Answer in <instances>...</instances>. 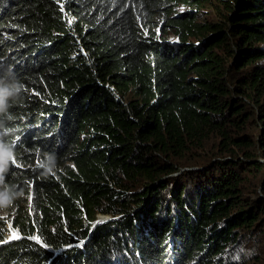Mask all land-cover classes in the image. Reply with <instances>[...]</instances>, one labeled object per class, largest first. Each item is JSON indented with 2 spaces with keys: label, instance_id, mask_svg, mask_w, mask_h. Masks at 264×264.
Segmentation results:
<instances>
[{
  "label": "trees",
  "instance_id": "1",
  "mask_svg": "<svg viewBox=\"0 0 264 264\" xmlns=\"http://www.w3.org/2000/svg\"><path fill=\"white\" fill-rule=\"evenodd\" d=\"M17 82L0 264H264V0H0Z\"/></svg>",
  "mask_w": 264,
  "mask_h": 264
},
{
  "label": "clouds",
  "instance_id": "2",
  "mask_svg": "<svg viewBox=\"0 0 264 264\" xmlns=\"http://www.w3.org/2000/svg\"><path fill=\"white\" fill-rule=\"evenodd\" d=\"M23 89V85L19 84V82H17V86L15 87V90L11 89V88H4V87H0V114H3L7 111L8 107H9V100L13 99L14 97H17L20 93V91H22ZM4 130L2 128H0V132H3ZM4 155H8L11 156V151L6 150L4 148H0V158H2ZM5 169L2 167V165H0V182L3 181L4 176H3V171ZM14 197H8V196H3L0 195V208H4L7 207L10 203L11 200ZM102 217L101 219H98L96 221V223H99L101 221H105L106 217L100 216ZM16 238H12V239H8L7 241L13 240ZM5 241V242H7ZM54 254H57V252H55Z\"/></svg>",
  "mask_w": 264,
  "mask_h": 264
},
{
  "label": "rangeland",
  "instance_id": "3",
  "mask_svg": "<svg viewBox=\"0 0 264 264\" xmlns=\"http://www.w3.org/2000/svg\"><path fill=\"white\" fill-rule=\"evenodd\" d=\"M206 11V12H205ZM201 13L206 17V19H211L214 15V10H212V8H204L201 9ZM207 13V14H204ZM4 160H11L10 156L8 155H4L2 158H0V162L4 161ZM196 171H199V168L195 169ZM244 195H249V193L243 192ZM0 216L5 217L6 214H0ZM102 217L98 216L97 219H101ZM7 229H8V233L6 235V239L5 241H7L8 239H12V238H17V236L14 234V232L12 230L9 229V225H6Z\"/></svg>",
  "mask_w": 264,
  "mask_h": 264
},
{
  "label": "snow or ice",
  "instance_id": "4",
  "mask_svg": "<svg viewBox=\"0 0 264 264\" xmlns=\"http://www.w3.org/2000/svg\"><path fill=\"white\" fill-rule=\"evenodd\" d=\"M14 162V161H13Z\"/></svg>",
  "mask_w": 264,
  "mask_h": 264
}]
</instances>
